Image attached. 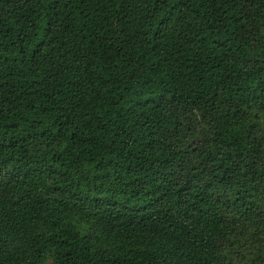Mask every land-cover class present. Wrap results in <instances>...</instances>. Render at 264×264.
Wrapping results in <instances>:
<instances>
[{
  "label": "trees",
  "instance_id": "obj_1",
  "mask_svg": "<svg viewBox=\"0 0 264 264\" xmlns=\"http://www.w3.org/2000/svg\"><path fill=\"white\" fill-rule=\"evenodd\" d=\"M0 264H264V0H0Z\"/></svg>",
  "mask_w": 264,
  "mask_h": 264
}]
</instances>
